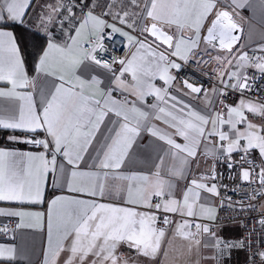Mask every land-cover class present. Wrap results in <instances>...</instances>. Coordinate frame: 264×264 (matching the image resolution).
Returning <instances> with one entry per match:
<instances>
[{
    "label": "snow or ice",
    "instance_id": "snow-or-ice-1",
    "mask_svg": "<svg viewBox=\"0 0 264 264\" xmlns=\"http://www.w3.org/2000/svg\"><path fill=\"white\" fill-rule=\"evenodd\" d=\"M129 2L132 5H137V0H129ZM30 3L31 0H0V23H3L5 27L9 26L7 22L22 23ZM216 3L217 0H145L142 12L151 22L145 23L141 34H150L155 38V41H160L169 48L174 47L175 50L171 52V56L180 57L183 60L188 59V54L198 47L201 39L213 47L216 46L214 42L218 41L221 49L231 50L239 39V36L233 33L240 26L229 11L216 9ZM232 4L235 5L236 0H232ZM238 6L242 7L243 4ZM49 8L52 12L58 10L52 6ZM67 11L70 15L72 14L71 8H68ZM129 15L128 11H123V17L117 18L121 19V23L127 24L129 29H132L134 23H128ZM211 16L214 18L206 24ZM51 21V14L41 18L42 24ZM105 27L110 28L112 33H118L125 37L129 44L137 45L136 51L131 53L130 58H113V63L122 65L120 75L115 77L116 81L126 90L131 87L141 99L145 95L155 94L159 100L163 101L166 89L146 84L144 77L159 73L160 79L169 83L174 79L169 75V68H179L180 65L165 53H157L152 45L146 43V36L144 39H138L137 36L130 35L120 27L107 24L104 19L89 9L82 18L79 27L75 29L76 35L69 37L71 43L61 46L49 39L47 47L39 56L36 71L56 77L59 83L53 82L48 90L41 89L38 110L31 91H17V89H34L36 83L29 78L24 70L14 34L11 31L0 30V81H6L11 86L7 90L0 89V97H7L19 102L11 115H0V129L29 132L43 129L51 138L50 140L28 139L25 141L42 146L45 152L39 154L17 153L0 148V201L41 202L44 198V180L49 171L57 170V154H60L67 164L75 169L84 158L83 154L88 151V147L100 130L105 117L110 112H114L117 117H122L123 120V122H114L119 127L110 130L114 135L108 137L110 142H106L95 157L98 164L94 166L101 171L72 170L70 175L66 176V183L71 191L87 192L94 197L104 196L106 191L114 190L131 206L55 196L48 206L49 248L45 254V264H57V257L61 252H64L67 257L64 264H135V261H130L129 258L117 254V249L122 243L126 244L130 250H134L137 257L155 259L162 251V241L166 235L163 227H156L158 219L156 211L163 210L194 217L197 215L194 210L196 202L200 197V192L195 189H206L210 193L218 194L214 184L207 187L193 179L191 186L184 191L182 200L171 198L173 185L161 175V167L165 162L164 156L157 157L159 163L155 164V171L150 175L139 173L122 175L113 171L119 170L124 164L129 150L140 135L142 122L148 118L149 114L135 107L127 109L126 102L119 103L111 99L110 92L105 95L104 90L99 88L100 82L96 77H92L91 81H85L75 75V68L79 67L81 63L77 59L79 54H83L85 59L91 60L95 65L112 71L111 64L97 59L96 56L97 49L106 51L102 43L105 39L102 34ZM173 27V34H169V29H173ZM85 30H88L90 37L95 36V41L80 39ZM202 30L206 31L203 37L201 36ZM186 32H191L192 35L187 36ZM155 41H153L154 44ZM84 43L93 44L90 51L83 50ZM57 56L59 59H56ZM150 57L158 58V61L164 63H158L156 59H149ZM240 59L247 60V53H244ZM256 67L264 71V63L256 64ZM125 73L131 74L132 80L135 82L133 85H126L121 80ZM231 75L235 77L237 73L233 72ZM185 84L194 93H199L202 90L186 81ZM237 86L243 89L247 87V83L232 85L234 88ZM145 87L149 90L148 92L144 91ZM93 88L104 98L103 104L95 98V94H87L88 90ZM171 99L175 101L176 97L173 96ZM179 103L183 105V101ZM172 107L175 108L176 105L173 104ZM184 107L179 109L180 113H183ZM244 107L253 113L258 111L255 106L241 102L239 107L228 109V120L223 119L222 114H217L215 119L209 121L207 117L196 111H189L188 118H183L160 107L159 113L170 118L165 119L164 122L175 129V135L184 138L186 141L184 144L177 143L170 135L166 132L162 133L155 126L147 127L146 130L153 137L166 141L171 146L170 157L176 163L168 169V172L171 176L182 177L188 164V157L196 156L195 146L199 143V138L205 134L203 125L210 122L213 125V133L218 135L220 140H229L227 152L231 153L234 149L239 148L243 139L247 141V145L243 149L245 153L249 149H258L259 154L264 157V135L255 130L256 125L249 123L247 130L243 133L236 130L237 123L246 121V117L241 111V108ZM3 111L5 110L0 109V112ZM129 112L134 115L130 116ZM261 114L264 115V109L261 110ZM233 117L237 119H233ZM160 118L161 116L158 115L157 119ZM217 123L230 124L232 129L236 130L233 133L235 138L230 139L228 133L216 131ZM9 139L18 138L12 136ZM182 153H186V156L181 155ZM49 154L51 159L48 158ZM60 171L61 173L65 172L63 164L60 165ZM249 177L250 172L244 170L243 180L248 181ZM259 179L261 185L264 186V168L260 170ZM109 180L123 181L124 184L123 186L109 187ZM153 197L159 198V202L153 203ZM165 197L169 198L165 199ZM138 206H143L146 210L140 211ZM200 212L206 214L209 219H215L213 209H205L201 205ZM0 214L20 217L21 224L17 227L24 226L25 218L31 221L27 226L39 227L44 216L43 213L38 212L3 209H0ZM163 222L165 225L172 223L167 216L163 217ZM192 226L195 227L196 232L186 230ZM201 232L215 238V233L210 231L208 225L193 224L188 220L177 224L175 235L193 241L198 247L201 241L196 237ZM212 246L219 250L218 255H222L224 249L235 245L215 238ZM188 250H192L191 245ZM14 253L13 247L0 245V257L11 258ZM260 255L264 257V252Z\"/></svg>",
    "mask_w": 264,
    "mask_h": 264
},
{
    "label": "crops",
    "instance_id": "crops-1",
    "mask_svg": "<svg viewBox=\"0 0 264 264\" xmlns=\"http://www.w3.org/2000/svg\"><path fill=\"white\" fill-rule=\"evenodd\" d=\"M66 5L79 8V13L75 17L74 25L69 28L67 33L64 30L58 29L56 26L46 25L41 23L43 15V8L45 4H48L46 0H31L30 7L26 10V15L23 17V22H7L8 27H5L3 23H0V30L11 31L14 34L17 46L19 48V54L24 64V70L36 83V87L17 89L19 92L31 91L33 93L34 101L39 110L41 101V89L48 90L51 88L53 82L59 83L56 77L39 73L36 71V64L39 61V56L43 50L47 47V42L52 39L53 42L60 44L61 46L66 43H71L69 37L75 36V29L79 27L82 22V18L89 9H92L94 14L104 19L107 24L115 25L120 27L123 31L129 32L130 35L137 36L138 39H144L147 37L146 43L153 46V49L157 52H163L166 56L175 63L179 64V68H169V75L172 79L169 83H165L164 80L160 79L159 73L154 76L144 77L146 84L154 85L156 88L166 89L164 100L161 101L155 94L145 95L142 99L139 98L135 92L129 87L127 90L125 87L120 86L119 82L116 81L115 77L120 75L122 65L115 63L112 66V71L101 68L95 65L91 60L85 59L83 54H79L77 59L81 61L79 67L75 68V75L79 76L82 80L91 81L92 77H96L99 83V88L103 89L105 95L110 92L111 99L125 103L126 108L131 109L133 107L140 109L141 111L147 112L148 118L145 119L141 124L140 135L136 138L133 147L129 150V155L125 159L119 170H113L118 174L131 175L133 173H139L143 175H150L151 172L155 171V164L159 163L157 157L164 156L165 162L161 167L162 177L170 181L173 185L171 189V198L182 200V195L186 191L187 187L191 186L193 179L197 180L198 183H203L207 187H211L214 183L215 174V162L214 157L219 154L228 156H234L238 152H244L243 149L247 145L246 140H241L240 146L234 149L233 152H227V145L229 140H220L219 136L213 133V125L210 123L203 125L205 128L204 136L199 138V143L195 146L196 156L188 157V164L184 170L182 177L171 176L168 169L173 166L176 162L170 157L171 146L166 141H161L157 137H153L146 128L153 127L160 129L162 133L166 132L170 135L177 143L184 144L186 141L183 137L175 135V129L171 128L169 124L164 122L165 119H170L164 114L159 113V108L164 107L166 111H172L174 114L188 118L187 113L189 111H196L211 121L217 117L216 111V100L220 91V86L239 85L242 81V76L246 69L250 67L247 60H241L240 57L247 53V57L251 51L264 50V0H236V4H232V0H217L216 9H227L233 15L234 20L243 27L242 37L239 44L234 47L231 51H222L211 45L206 44L201 39L198 47L193 52L188 54V59L197 61L201 68L209 71L213 74L217 85H213L202 96L196 97L192 91L185 86L181 85L177 81V74L181 68L182 63L185 61L180 57L171 56L173 48H168L155 41L147 33L141 34V29L145 23H150L149 18L142 12L144 5L140 9H135L130 2H100L99 9L91 8V2L88 6L82 7L80 4H76L72 0H63ZM243 4L242 7L238 6ZM129 12L127 18L129 24L134 23L132 29L128 28L127 24L121 23V19L117 17H123V11ZM214 16L209 17V21ZM48 26V27H47ZM18 27V31H17ZM47 27V28H46ZM167 27V26H166ZM46 28V29H45ZM91 26L89 25V29ZM25 29H28L42 37H45L46 43L35 62V70L32 74H29L25 59L23 55V49L21 48L20 36L25 35ZM173 29H169V33L173 34ZM63 33V35H62ZM50 34V35H49ZM205 34V30H202L201 36ZM20 35V36H19ZM178 35V33H177ZM187 36H191V32H186ZM89 37L88 30L82 33L80 39L87 40ZM155 41V44L153 43ZM137 49L136 44H129V51L124 59L130 58L131 53ZM143 52V50H142ZM56 59H59L57 56ZM149 59H156L158 63L163 64L164 62L158 61V58L150 57ZM187 59V60H188ZM237 73V76H232L231 73ZM121 80L126 85H133L135 82L132 80L130 73H125ZM75 82V81H74ZM11 86L6 81H0V89H9ZM145 92L149 90L147 87L144 89ZM87 94H95V98L101 101L103 104L104 98L96 93L95 88L89 89ZM175 96L176 100H172L171 97ZM183 101V105L179 102ZM243 102L246 105L255 106L258 111L253 113L248 110L247 107L241 108L246 121L237 123L236 130L243 133L247 130L248 124L256 125V131L264 135L263 118L261 114L262 105L258 102L243 98L235 106L239 107ZM18 101L12 100L7 97H0V109L5 111L0 112V115H11L17 105ZM176 107L173 108L172 105ZM187 105V107H184ZM111 107V104L109 103ZM155 106V107H153ZM184 107L183 113H180L179 109ZM230 108V107H229ZM228 108V109H229ZM228 109L223 119L228 120ZM129 115H134L129 112ZM161 116L157 119V116ZM233 119H237L233 117ZM116 121L123 122L122 117H117L114 112H110L105 117L104 122L100 126V130L96 133L92 144L89 145L88 151L83 154L84 158L79 162L78 166L73 169V166L68 165L67 161L60 155L57 154V170L55 172L49 171L44 180V198L41 202H17V201H0V209L3 210H15L24 212H38L43 213L44 216L41 219V226L29 227L27 226L31 221L27 218L24 219V226L17 227L14 236L10 239L0 238V245L11 246L15 249V253L11 258L0 257V264H45V254L48 252V228H47V213L50 201L55 196H65L69 198L82 199L86 201H96L97 203H114L121 206L128 205L121 195H117L116 192L106 191L104 196H92L87 192H73L71 191L66 183V176L70 175L72 170L84 171V172H97L101 171L94 165L98 164V160L95 159L100 149L108 141V137L114 135L110 130L118 128L119 125L114 123ZM134 122V121H132ZM216 131L226 132L229 134L230 139H234V131L230 124H219L215 125ZM211 133V134H210ZM31 135H38L39 139H51L47 136L43 129H38L35 132H29L24 130H11V129H0V148H5L10 151L17 153H33L39 154L45 152L42 146H33L25 141L29 139ZM17 137L18 139H9V137ZM247 153H250L255 157L264 167V157L259 154L258 149H249ZM185 155L186 153H182ZM49 159L51 156L49 154ZM64 165L65 172L61 173L60 165ZM124 182L119 180H109L108 185L112 187L114 185L123 186ZM216 186V185H215ZM217 189V187H216ZM200 192V197L196 202L195 212L197 213L194 217L182 216L180 213H169L173 217L169 220L171 224L167 225L165 229L166 235L162 241V251L155 258L137 257L134 250H130L126 244H120L117 249V254L122 257L129 258L130 261H135V264H245L246 254L240 248H226L223 250L222 255H218L219 250L214 248L212 245L215 238H223L226 240H234L237 243L239 238L227 235L225 227H219L211 232L215 233V238L210 234L201 232L196 239L201 241L197 247L193 241L181 238L175 235L177 224L184 220L194 219L197 223L207 225L212 222L213 219H209L206 214L200 212L201 205L205 209H213L214 215L216 216L217 211V196L216 193H210L206 189H195ZM169 197H165L167 199ZM138 210L145 211L143 206H138ZM9 220L15 221L16 225L21 224V218L16 216H9L0 214V224H3ZM230 227V226H229ZM190 231L189 229H186ZM196 232V230L192 231ZM237 241V242H236ZM189 245L192 250L189 251ZM207 245V246H205ZM58 258V257H57Z\"/></svg>",
    "mask_w": 264,
    "mask_h": 264
},
{
    "label": "built area",
    "instance_id": "built-area-1",
    "mask_svg": "<svg viewBox=\"0 0 264 264\" xmlns=\"http://www.w3.org/2000/svg\"><path fill=\"white\" fill-rule=\"evenodd\" d=\"M105 36L103 45L106 51L97 49V59L107 61L112 66L113 58L124 59L129 51V43L125 37L118 33H112L111 29L105 27L102 33ZM111 37V38H109ZM88 39L95 41V36ZM87 39V40H88ZM92 43H84L83 50L90 51ZM250 67L245 70L241 83L246 82V88L220 86L216 100V111L224 116L229 107L235 106L243 98L258 102L264 109V71L256 67V64L264 63V50H254L248 55ZM179 84L188 88L185 81L202 90L193 94L200 97L213 85H217L213 74L201 68L193 59L185 60L177 74ZM190 91L191 89L188 88ZM264 125V118L262 120ZM29 139L38 140V135H31ZM33 146L36 144L30 143ZM216 165L214 183L217 187V211L215 219L207 225L210 231L219 227L235 226L240 230V237L234 240L220 238L221 241L235 245L231 248H240L246 254L245 264H264V209L261 201L264 199V186L261 185L259 175L263 165L250 153L238 152L234 156L219 154L214 157ZM244 170L250 172L248 181H244L242 173ZM159 202V198L153 197V203ZM158 217L156 227L167 228L163 217L169 219L173 216L163 210L156 211ZM190 222L197 223L191 219ZM17 230L15 221L9 220L0 224V238L10 239ZM190 231L196 230L194 226Z\"/></svg>",
    "mask_w": 264,
    "mask_h": 264
},
{
    "label": "rangeland",
    "instance_id": "rangeland-1",
    "mask_svg": "<svg viewBox=\"0 0 264 264\" xmlns=\"http://www.w3.org/2000/svg\"><path fill=\"white\" fill-rule=\"evenodd\" d=\"M46 1L48 4H45L43 8V15L44 17H47L49 14H51L52 21L45 24L46 25L48 24L50 26L52 25L56 26L58 29L64 30V33H67L69 28H71L75 23V17H77L78 13L80 12L79 8L66 5V3H64L65 1L63 0H46ZM90 2H91V8L99 9L100 2H129V0H90ZM144 3L145 0H137V5L135 6L133 5L135 8L133 9L134 12L135 10L140 9L144 5ZM60 5H63V7H60ZM49 6L57 8L58 10L56 12H52ZM68 8H71L72 10L71 15L67 11ZM261 207L264 209V199L261 201ZM66 259H67L66 254L64 252H61L60 256L57 258V264H64V261Z\"/></svg>",
    "mask_w": 264,
    "mask_h": 264
},
{
    "label": "trees",
    "instance_id": "trees-1",
    "mask_svg": "<svg viewBox=\"0 0 264 264\" xmlns=\"http://www.w3.org/2000/svg\"><path fill=\"white\" fill-rule=\"evenodd\" d=\"M76 4H80L82 7L89 5L90 0H72ZM18 31V27H17ZM20 36V35H19ZM21 38V48L23 49V55L25 59V64L29 74H32L35 70V62L40 55L43 47L46 43L45 37L40 36L28 29H25V35L20 36ZM227 235L234 236L235 238L240 237V230L235 226L225 227Z\"/></svg>",
    "mask_w": 264,
    "mask_h": 264
},
{
    "label": "water",
    "instance_id": "water-1",
    "mask_svg": "<svg viewBox=\"0 0 264 264\" xmlns=\"http://www.w3.org/2000/svg\"><path fill=\"white\" fill-rule=\"evenodd\" d=\"M224 10H227V9H224ZM227 11H229V10H227ZM230 12V11H229ZM231 13V12H230ZM233 16V15H232ZM234 19V18H233ZM236 22V21H235ZM237 23V22H236ZM237 24H239V23H237ZM239 28L233 33L234 35H237V36H239V39H238V41L233 45V47H232V49L234 48V47H236L238 44H239V42H240V40H241V37H242V32H243V27L239 24ZM170 34V33H169ZM205 34H206V31H205ZM204 34V35H205ZM149 36H150V34H148ZM151 37V36H150ZM151 38H153V39H155L154 37H151ZM157 42H159L160 44H162V42H160V41H157ZM215 43V48H217V49H219V50H222V51H231V50H228V49H221L220 47H219V44H218V41H216V42H214ZM163 46H165V47H168L167 45H164V44H162ZM212 46V45H211ZM169 48V47H168Z\"/></svg>",
    "mask_w": 264,
    "mask_h": 264
}]
</instances>
